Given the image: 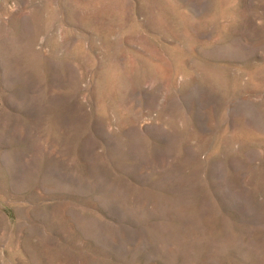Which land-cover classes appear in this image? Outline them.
<instances>
[{"label": "rangeland", "instance_id": "obj_1", "mask_svg": "<svg viewBox=\"0 0 264 264\" xmlns=\"http://www.w3.org/2000/svg\"><path fill=\"white\" fill-rule=\"evenodd\" d=\"M0 264H264V0H0Z\"/></svg>", "mask_w": 264, "mask_h": 264}]
</instances>
